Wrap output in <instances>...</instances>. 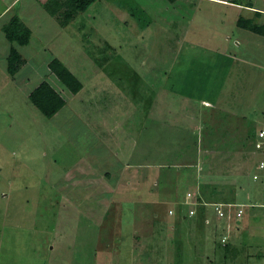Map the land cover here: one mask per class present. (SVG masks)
I'll use <instances>...</instances> for the list:
<instances>
[{
  "label": "rangeland",
  "instance_id": "374dc122",
  "mask_svg": "<svg viewBox=\"0 0 264 264\" xmlns=\"http://www.w3.org/2000/svg\"><path fill=\"white\" fill-rule=\"evenodd\" d=\"M231 1L96 0L63 24L66 0L51 17L19 0L0 16L31 32L14 76L0 33V264H264V35L236 24L264 25V0ZM43 80L65 103L49 119L26 95Z\"/></svg>",
  "mask_w": 264,
  "mask_h": 264
},
{
  "label": "trees",
  "instance_id": "16d2710c",
  "mask_svg": "<svg viewBox=\"0 0 264 264\" xmlns=\"http://www.w3.org/2000/svg\"><path fill=\"white\" fill-rule=\"evenodd\" d=\"M94 1L96 0H66V7L64 8L63 12L65 20L63 19V24L68 22V20L74 17V15H76L78 12L85 11ZM166 1L169 4L177 2V0ZM50 3L51 1L49 0L47 2L49 5L47 8H50V6L52 7L53 4ZM47 11L51 10L47 9ZM254 12L256 16L261 15L259 10ZM236 24L240 28L250 29L255 34L264 35V25H251L250 19L239 17ZM2 31L10 43L9 53L6 57V70L9 76H14L25 62L22 55L15 50L16 48L14 47V44L16 43L20 46L27 45L30 40L31 32L28 27L20 22L17 16H13L8 24H4ZM47 70L48 72L53 73L58 81L72 94L78 93L81 89L82 84L79 79L72 72H70L56 57L50 59L47 62ZM48 72L45 74H48ZM27 99L34 106V108L47 119L53 117L54 114L65 104L64 100L59 96V94L45 80L41 81L28 93ZM200 208L201 207H199V209Z\"/></svg>",
  "mask_w": 264,
  "mask_h": 264
},
{
  "label": "crops",
  "instance_id": "0c3cea01",
  "mask_svg": "<svg viewBox=\"0 0 264 264\" xmlns=\"http://www.w3.org/2000/svg\"><path fill=\"white\" fill-rule=\"evenodd\" d=\"M0 1H3V3H2V6H3V8L0 10V16L2 15V14H6L5 12L6 11H10V9L13 7V6H15L16 4H17V2L19 1V0H0ZM33 2L31 3V4H33V5H35L36 4V7L38 8V9H40L41 11H44L48 16H54V15H57V12H58V10L60 9L61 10V6H63L62 5V3H61V0H50L51 1V3L50 4H53L52 5V7L50 6V8H47V6H49L48 4H47V1H49V0H32ZM45 1H46V3H45ZM105 1V6H106V8L107 9H111V8H108V7H112V9H114L115 7H116V5L115 4H113V3H111V2H107L108 0H104ZM118 1H121V0H118ZM177 1H186V0H177ZM192 1H196V0H192ZM198 1V0H197ZM214 1H222V2H227L226 4L228 5L229 3L228 2H231V4H234L231 0H214ZM107 2V3H106ZM43 3H45V4H43ZM30 4V5H31ZM120 7H124V4L123 5H119ZM91 6H89L88 7V9L90 8ZM195 7V6H194ZM47 9H49V10H51V11H47ZM88 9H86V10H88ZM85 10V11H86ZM179 15H183L184 16V14L182 13H178ZM20 17H22V15L20 16ZM51 20V19H50ZM191 24V23H190ZM2 23L0 24V33H1V35L5 38V40L9 43V41L6 39V37H5V35H4V33H3V31H2ZM61 28V27H60ZM9 45H10V43H9ZM10 47V46H9ZM8 47V49H10ZM8 53H9V50H7V52H6V55H5V66H4V68H5V72L7 73V70H6V57H7V55H8ZM24 58V57H23ZM58 59H59V57H58ZM48 62V60H46V62H45V66H46V70H47V63ZM25 63V62H24ZM26 64V63H25ZM24 67V64H23V66L19 69V71L16 73V74H18L21 70H22V68ZM35 69V68H34ZM48 71V70H47ZM8 74V73H7ZM8 76H9V74H8ZM17 76V75H16ZM11 79H10V83L9 84H7L6 85V87H7V89L8 88H10V87H14V90H17V92L19 91V89L21 88V87H23V86H21V85H19V82H16V80H15V78H12V77H10ZM44 78V77H43ZM42 78V79H43ZM206 82H208V81H206ZM209 83V82H208ZM38 85V84H37ZM36 85V86H37ZM35 86V87H36ZM34 87V88H35ZM33 89V88H32ZM31 89V90H32ZM30 90V91H31ZM29 91V92H30ZM28 91H27V94L26 95H28V93H29ZM32 105V104H31ZM33 106V105H32ZM34 107V106H33ZM204 109H206V107H204ZM163 112H165V110L163 109L162 110ZM210 113H211V111H209ZM216 112V111H215ZM165 114V113H164ZM162 117H163V114H162V116H161V119H162ZM162 120H164V121H167V119H166V117H164ZM164 127V126H163ZM262 127H264V126H262ZM212 202H218V203H220V201H212ZM222 203H226V202H222ZM231 207V206H230ZM206 208H210V206L208 207H206ZM215 215V214H214Z\"/></svg>",
  "mask_w": 264,
  "mask_h": 264
},
{
  "label": "built area",
  "instance_id": "2783aa9c",
  "mask_svg": "<svg viewBox=\"0 0 264 264\" xmlns=\"http://www.w3.org/2000/svg\"><path fill=\"white\" fill-rule=\"evenodd\" d=\"M257 140H258V142H257L258 148L262 147L263 150H264V127L258 129V131H257ZM262 153H263L262 157L260 159H258L256 161V163L254 164V167H253L254 174L253 175H254V178H256L257 177V173L258 174L259 173H262L263 176L261 175V179H263V184H264V152H262ZM203 204H204L203 206H213L214 207L213 208L214 209L213 212H214L215 216L218 217L219 219H221V218H223V219H226V218L227 219H230L228 210L226 212L224 210V208L226 206L229 208L230 206H232V204H230L228 202H226V203H222V202L221 203H218V202H206L205 203V202H203ZM236 205H238V204H236ZM240 206H242V203H241ZM254 206L264 209V188L262 190V194H261V197L259 199V202L255 203ZM193 210L194 209H191L190 212L191 213H194ZM242 213H243V210L241 208H238V210L236 212V215H234L235 218L238 219L239 217H242L241 216Z\"/></svg>",
  "mask_w": 264,
  "mask_h": 264
},
{
  "label": "clouds",
  "instance_id": "9594fccd",
  "mask_svg": "<svg viewBox=\"0 0 264 264\" xmlns=\"http://www.w3.org/2000/svg\"><path fill=\"white\" fill-rule=\"evenodd\" d=\"M201 207V206H200Z\"/></svg>",
  "mask_w": 264,
  "mask_h": 264
}]
</instances>
